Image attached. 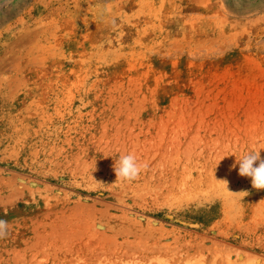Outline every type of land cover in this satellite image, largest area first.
I'll return each instance as SVG.
<instances>
[{
	"label": "rangeland",
	"instance_id": "1",
	"mask_svg": "<svg viewBox=\"0 0 264 264\" xmlns=\"http://www.w3.org/2000/svg\"><path fill=\"white\" fill-rule=\"evenodd\" d=\"M252 151L264 0H0V264H264Z\"/></svg>",
	"mask_w": 264,
	"mask_h": 264
},
{
	"label": "clouds",
	"instance_id": "2",
	"mask_svg": "<svg viewBox=\"0 0 264 264\" xmlns=\"http://www.w3.org/2000/svg\"><path fill=\"white\" fill-rule=\"evenodd\" d=\"M236 163L239 165L240 176L251 178V184L254 189L264 190V159H261L259 152H248L236 159ZM235 166L234 164L233 167ZM146 167L147 165H139L132 154L121 155L113 166L117 178L116 182H134L140 177ZM221 182L227 187V181ZM244 193L248 194L247 192ZM8 234V221L0 219V239L6 238Z\"/></svg>",
	"mask_w": 264,
	"mask_h": 264
},
{
	"label": "bare ground",
	"instance_id": "3",
	"mask_svg": "<svg viewBox=\"0 0 264 264\" xmlns=\"http://www.w3.org/2000/svg\"><path fill=\"white\" fill-rule=\"evenodd\" d=\"M88 227H89V226H88ZM90 228H91V227H90ZM88 229H89V228H88ZM88 231H89V230H88ZM92 231H93V230H92ZM89 232H90V231H89ZM92 234H93V232H92ZM96 237H97V236H96ZM91 238L93 239V237H91ZM91 238H90V239H91ZM99 239H100V238H99ZM99 241H100V240H99ZM99 241H98V243H100ZM85 244H87V243H85ZM85 244H84V245H85ZM123 244H124V243H123ZM133 244H136V245H137V243H133ZM138 244H139V243H138ZM140 244H142V242H141ZM84 245H82V246L84 247ZM101 245H102V244H101ZM130 245H131V244H130ZM142 245H143V244H142ZM142 245H140V247H142ZM95 246L98 247L99 245L97 244V245H94V247H95ZM108 246H109V245H108ZM144 246H145V245H144ZM159 246H160V245H159ZM159 246H158V247H159ZM94 247H91V248H94ZM110 247H111V246H110ZM110 247H109V248H110ZM137 247H138V246H137ZM140 247H139V248H140ZM151 247H153V246H151ZM156 247H157V246H156ZM91 248H90V249H91ZM119 248H120V247H119ZM142 248H143V247H142ZM116 249H117V248H116ZM116 249H115V250H116ZM153 249H154V248H153ZM158 249H159V248H158ZM70 250H71V249H70ZM93 250H94V249H92V251L90 250L91 253L94 252ZM115 250H113V251H115ZM119 252H120V251H119ZM97 253H99V252H97Z\"/></svg>",
	"mask_w": 264,
	"mask_h": 264
}]
</instances>
